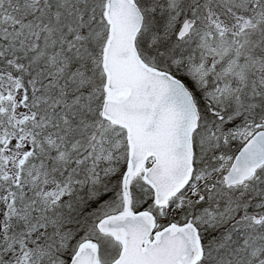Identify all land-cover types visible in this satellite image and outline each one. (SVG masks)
<instances>
[{
  "label": "snow or ice",
  "instance_id": "obj_1",
  "mask_svg": "<svg viewBox=\"0 0 264 264\" xmlns=\"http://www.w3.org/2000/svg\"><path fill=\"white\" fill-rule=\"evenodd\" d=\"M0 264H264V0H0Z\"/></svg>",
  "mask_w": 264,
  "mask_h": 264
}]
</instances>
